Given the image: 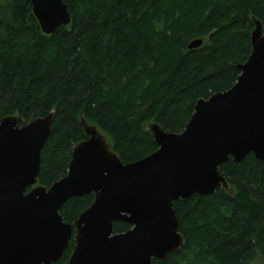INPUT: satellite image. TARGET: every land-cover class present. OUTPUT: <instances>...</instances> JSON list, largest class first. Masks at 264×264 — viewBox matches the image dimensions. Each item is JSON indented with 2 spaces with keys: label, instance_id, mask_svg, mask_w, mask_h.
<instances>
[{
  "label": "trees",
  "instance_id": "1",
  "mask_svg": "<svg viewBox=\"0 0 264 264\" xmlns=\"http://www.w3.org/2000/svg\"><path fill=\"white\" fill-rule=\"evenodd\" d=\"M70 22L41 31L30 0H0V119L19 125L53 112L37 183L67 173L83 117L123 163L157 149L152 120L181 132L198 99L230 88L251 51L252 18L264 27V0H66ZM201 39L196 48L188 44ZM263 162L246 154L218 169L231 186L173 203L184 241L152 264H264ZM90 192L59 210L72 223ZM130 228L114 222V232ZM74 233V231H73ZM73 237L54 264H68Z\"/></svg>",
  "mask_w": 264,
  "mask_h": 264
},
{
  "label": "water",
  "instance_id": "2",
  "mask_svg": "<svg viewBox=\"0 0 264 264\" xmlns=\"http://www.w3.org/2000/svg\"><path fill=\"white\" fill-rule=\"evenodd\" d=\"M66 0H30L42 32L70 22ZM251 51L227 90L196 101L185 128L144 126L157 149L123 163L97 125L83 117L85 138L71 152L67 173L49 187L37 183L41 150L53 112L19 125L0 119V264H54L73 237L68 264H152L176 251L184 238L173 203L231 186L219 165L246 154L264 164V27L252 18ZM202 43L195 39L188 48ZM264 169V166H263ZM92 192L93 201L72 222L60 208ZM114 222L130 228L114 232ZM74 231V233H73Z\"/></svg>",
  "mask_w": 264,
  "mask_h": 264
},
{
  "label": "rangeland",
  "instance_id": "3",
  "mask_svg": "<svg viewBox=\"0 0 264 264\" xmlns=\"http://www.w3.org/2000/svg\"><path fill=\"white\" fill-rule=\"evenodd\" d=\"M108 140V139H107ZM109 141V140H108ZM110 142V141H109Z\"/></svg>",
  "mask_w": 264,
  "mask_h": 264
}]
</instances>
